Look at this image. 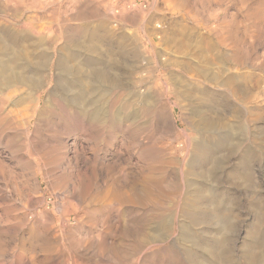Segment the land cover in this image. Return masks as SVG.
I'll list each match as a JSON object with an SVG mask.
<instances>
[{
    "label": "rangeland",
    "instance_id": "rangeland-1",
    "mask_svg": "<svg viewBox=\"0 0 264 264\" xmlns=\"http://www.w3.org/2000/svg\"><path fill=\"white\" fill-rule=\"evenodd\" d=\"M0 264H264V0H0Z\"/></svg>",
    "mask_w": 264,
    "mask_h": 264
}]
</instances>
